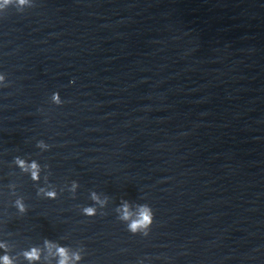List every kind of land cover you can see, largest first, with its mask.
I'll use <instances>...</instances> for the list:
<instances>
[{
	"label": "water",
	"instance_id": "obj_1",
	"mask_svg": "<svg viewBox=\"0 0 264 264\" xmlns=\"http://www.w3.org/2000/svg\"><path fill=\"white\" fill-rule=\"evenodd\" d=\"M0 73V240L17 264L44 238L83 246L81 264H264V0H35L0 16ZM16 156L49 166L57 199ZM91 191L104 215H82ZM121 199L152 207L149 236L117 219Z\"/></svg>",
	"mask_w": 264,
	"mask_h": 264
},
{
	"label": "clouds",
	"instance_id": "obj_2",
	"mask_svg": "<svg viewBox=\"0 0 264 264\" xmlns=\"http://www.w3.org/2000/svg\"><path fill=\"white\" fill-rule=\"evenodd\" d=\"M10 7H14L18 13H23L26 9L35 7V0H0V16L6 13ZM8 86L6 74L0 73V87ZM50 99L57 106L63 104L59 92H54ZM36 147L43 152L48 151L51 146L40 140L36 143ZM12 164L19 169L20 173L27 175L36 185H40L43 179L45 186L37 188V196L50 200L58 198L59 192L55 186L49 183L51 173L47 164L42 165L36 159H26L21 156L14 157ZM42 173H44L43 176ZM65 187L75 198L80 185L78 181L73 180L70 185H66ZM9 188L12 189V194L16 195L15 189L17 185L10 184ZM59 191L63 192L64 189L61 188ZM89 198L93 203L81 208L82 215L89 218L104 215L103 210L107 208L110 197L96 191H91ZM13 206L21 215L28 211V207L22 196H17L13 202ZM115 213L117 219L126 226V230L130 234L142 237L149 236L155 222V213L149 204L121 199L115 208ZM0 251H2V254H0V264H17L13 256L9 254L7 240H0ZM21 255L27 264H81L85 257V248L80 246L74 249L69 245H62L57 240L44 238L42 247L34 244L24 249ZM139 264H143V261H140Z\"/></svg>",
	"mask_w": 264,
	"mask_h": 264
}]
</instances>
